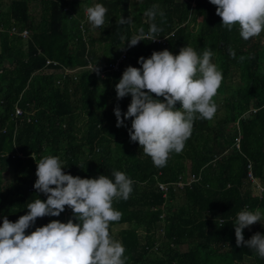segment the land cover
<instances>
[{
  "label": "trees",
  "instance_id": "trees-1",
  "mask_svg": "<svg viewBox=\"0 0 264 264\" xmlns=\"http://www.w3.org/2000/svg\"><path fill=\"white\" fill-rule=\"evenodd\" d=\"M69 1L10 0L4 9L0 1V226L5 216L16 222L26 215L29 202H46L34 188L36 160L52 155L74 177L105 175L114 182L113 171H121L133 180L130 198L114 201L122 217L109 227L126 249V264H264L248 247H237L234 229L240 211H264V191L257 188L264 187V31L245 41L238 25L231 31L222 26L210 0H81L65 12ZM97 3L108 11L95 38L85 10ZM153 5L154 19L145 15ZM129 17L131 23H119ZM190 17L201 20L196 33L186 30ZM152 24L160 29L156 37L169 35L165 43L144 39L103 77L85 68L114 61ZM186 46L201 55L205 49L214 53L212 62L223 74L214 97L217 112L211 121L196 119L183 151L157 168L131 141V120L116 126L114 109L126 113L131 95L117 99L115 86L127 67H142L140 57L165 49L178 55ZM47 59L62 68L80 67L78 80L77 72L64 76ZM192 175L197 179L186 184ZM72 218L66 206L59 217L38 218L26 235ZM256 233L264 235V221L243 235L249 240Z\"/></svg>",
  "mask_w": 264,
  "mask_h": 264
},
{
  "label": "clouds",
  "instance_id": "clouds-1",
  "mask_svg": "<svg viewBox=\"0 0 264 264\" xmlns=\"http://www.w3.org/2000/svg\"><path fill=\"white\" fill-rule=\"evenodd\" d=\"M210 3L216 6L222 26L231 31L238 25L245 41L264 31V0H210ZM157 8L153 5L145 15L154 19ZM107 11L100 3L86 8L93 29L103 27ZM119 23H131V18H121ZM159 31L155 24L150 26L147 35L141 28L127 45L129 48L137 46L151 36L157 41L161 39L155 36ZM229 54L235 59L231 48ZM213 56L211 49H205L201 55L191 46L181 48L178 55L166 49L153 52L150 58H139L141 68L127 67L116 84L117 99L131 95L126 113L122 114L119 106L114 109L116 126L124 127L125 120H131V141L138 142L157 168L167 165L170 154L183 151L196 119L211 121L215 117L214 97L221 87L223 74L212 62ZM57 69L67 77L76 72L65 73V69L75 67L58 65ZM94 72L99 74L100 69L96 66ZM32 159L36 160L34 153ZM36 162L34 188L47 200L37 198L29 202L27 214L16 222L6 216L3 218L0 264H126V249L113 238L109 227L122 217L113 207L114 201L130 198L133 180L121 171H113L114 182L105 175L94 179L74 177L65 174L60 158L52 155ZM66 206L73 212V218L67 223L53 220L26 235V230L35 225L38 218L59 217ZM262 221L264 211L260 208L245 209L238 213L234 229L237 247L246 246L264 259V235L256 233L249 240L243 235L245 229Z\"/></svg>",
  "mask_w": 264,
  "mask_h": 264
},
{
  "label": "built area",
  "instance_id": "built-area-1",
  "mask_svg": "<svg viewBox=\"0 0 264 264\" xmlns=\"http://www.w3.org/2000/svg\"><path fill=\"white\" fill-rule=\"evenodd\" d=\"M86 13H85V19H86ZM14 29V30H13ZM12 33L14 32V33H18L17 32V29H16V27H13L11 30H10ZM20 35L21 36H23L24 38L25 37H28V32H27V30H24V31H22V32H20ZM147 35V34H146ZM157 38H153V40H156ZM157 41H161V42H163V43H165V40L163 39V38H161V39H158ZM129 47H127L125 50H123V52L114 60V61H111V62H109V63H105V64H103L102 66H99V63L98 64H95V63H92V62H89L86 66H85V68H88V69H91L92 71H94L95 70V68H96V66L100 69V72H99V74L98 75H100L101 77H103L104 75H105V72L106 71H116L118 68H119V66L121 65V63H122V61L126 58V54H127V49H128ZM46 64H53L54 66H58L57 65V62L56 61H53V60H51V59H47V61H46ZM81 68L79 67V68H75V69H65V73H67V72H73V71H78V70H80ZM22 111H21V109L20 108H16V110H15V114L16 115H18V114H20ZM248 176H249V178L252 180V181H254V178H253V175L251 174V171L248 173ZM195 179H197L194 175H192L190 178H189V180L186 182V184H190V182L191 181H193V180H195ZM178 185H180V186H182L183 185V183L182 182H179L178 183ZM160 186V188L163 190V191H165L166 192V190H167V186L165 185V184H160L159 185ZM257 188H258V190L261 192V191H264V187L263 186H261V185H259V184H257Z\"/></svg>",
  "mask_w": 264,
  "mask_h": 264
},
{
  "label": "rangeland",
  "instance_id": "rangeland-1",
  "mask_svg": "<svg viewBox=\"0 0 264 264\" xmlns=\"http://www.w3.org/2000/svg\"><path fill=\"white\" fill-rule=\"evenodd\" d=\"M1 1V8H5V5L10 1V0H0ZM79 3L80 2V6H81V0H70L69 1V5H70V7L68 6V3H67V5H66V7H65V12H66V10L67 11H69V9L71 8V7H75V3ZM73 7V8H74ZM71 11H72V9H70ZM38 11H39V8H37V10H36V14L38 13ZM33 12H34V10H33ZM82 13V12H81ZM86 13V12H85ZM193 15V12L191 13V16ZM86 19H87V17H86ZM83 22V21H82ZM200 22H201V20H200V18H197L196 20H192L191 19V17L187 20V21H185L184 22V24L186 25V30H187V32H189V33H196L197 31H198V29H199V25H200ZM87 24L90 26V28H91V33L93 34V37H95V38H97L98 37V33H99V30L98 29H93L92 28V26H91V24L89 23V22H87ZM13 28V27H12ZM14 30V29H13ZM22 31H24V30H21V32ZM18 34V33H17ZM23 37V36H22ZM25 39H27V37H25ZM261 42H264V37H262L261 38V40H260ZM47 72V71H46ZM77 72V71H76ZM76 72H74V73H76ZM79 72V71H78ZM76 73V76H75V79L76 80H78V74L79 73ZM107 107H109V108H111L112 106L110 105L109 106V104H107ZM219 113H223V110H221ZM8 180H9V182H11V178H9L8 177ZM124 226V225H123ZM119 228L120 227H115V230H113V235L115 236L116 235V232L119 230ZM114 239H116V240H118L119 241V238L117 239L116 237H114Z\"/></svg>",
  "mask_w": 264,
  "mask_h": 264
}]
</instances>
